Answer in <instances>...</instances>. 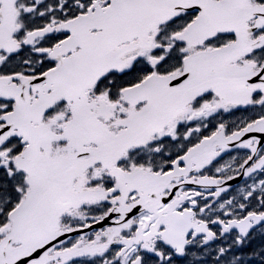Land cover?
Segmentation results:
<instances>
[{"label": "snow or ice", "instance_id": "obj_1", "mask_svg": "<svg viewBox=\"0 0 264 264\" xmlns=\"http://www.w3.org/2000/svg\"><path fill=\"white\" fill-rule=\"evenodd\" d=\"M0 264H264V0H0Z\"/></svg>", "mask_w": 264, "mask_h": 264}]
</instances>
